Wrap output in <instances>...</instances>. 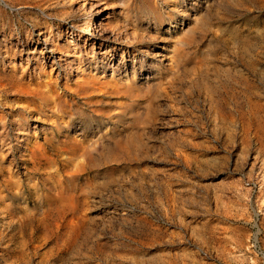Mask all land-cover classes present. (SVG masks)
Instances as JSON below:
<instances>
[{"label": "rangeland", "instance_id": "1", "mask_svg": "<svg viewBox=\"0 0 264 264\" xmlns=\"http://www.w3.org/2000/svg\"><path fill=\"white\" fill-rule=\"evenodd\" d=\"M1 115L0 264H264V0H0Z\"/></svg>", "mask_w": 264, "mask_h": 264}, {"label": "bare ground", "instance_id": "2", "mask_svg": "<svg viewBox=\"0 0 264 264\" xmlns=\"http://www.w3.org/2000/svg\"><path fill=\"white\" fill-rule=\"evenodd\" d=\"M108 18H109V15L106 17V19H108ZM43 41H46V40L44 39ZM50 52L52 53L53 52V49ZM35 53L36 52H34L32 50H30V52H28V54H31L33 56H35L34 55ZM40 55H41L42 60L45 61L46 60V57L42 55V52H40ZM71 57L74 58L75 56H71ZM71 60L73 62L75 59H71ZM47 61H49V58H47ZM49 63H50V66H53L54 65L53 64V61H49ZM5 119H6V116H4V115H1L0 116V125H1L0 126V143H1L0 145H1V148H3L2 147L3 145H5V149H8L10 147V145H9V143H5V140H4V134H5L4 130L6 129V127H5ZM21 123H22L21 120L20 121H15V124H16L17 127L20 126ZM22 133H23V131L20 132V134H22ZM93 149H94V146L93 145H90V146H88L86 148V150H93Z\"/></svg>", "mask_w": 264, "mask_h": 264}]
</instances>
